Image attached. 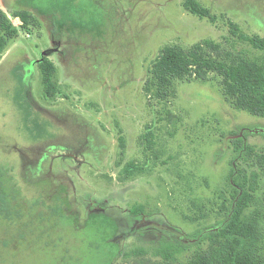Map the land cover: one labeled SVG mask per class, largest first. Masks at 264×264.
I'll return each instance as SVG.
<instances>
[{"label":"rangeland","instance_id":"374dc122","mask_svg":"<svg viewBox=\"0 0 264 264\" xmlns=\"http://www.w3.org/2000/svg\"><path fill=\"white\" fill-rule=\"evenodd\" d=\"M183 1L0 0L17 27L0 53V186L16 212L0 218V264L153 263L158 232L194 243L174 260L185 264L216 240L188 235L228 220L233 167L264 256V133L249 131L264 117L236 108L214 72L173 78L164 99L148 84L166 46L263 62L227 22L264 36V0H197L214 22ZM242 132L258 155L235 164Z\"/></svg>","mask_w":264,"mask_h":264},{"label":"trees","instance_id":"16d2710c","mask_svg":"<svg viewBox=\"0 0 264 264\" xmlns=\"http://www.w3.org/2000/svg\"><path fill=\"white\" fill-rule=\"evenodd\" d=\"M184 9L198 18H207L215 21L208 8L197 0H184ZM16 17L21 21L19 28L29 33L30 14L27 10L16 12ZM228 30L236 39L248 43L253 49L264 52V36L257 34L248 35L241 31L237 23L228 20ZM17 33V27L13 25L7 15L0 9V53L3 52L7 41ZM215 49L218 47L213 46ZM214 72L222 78L223 91L233 105L239 109H245L253 115L264 117V61L248 57H237L230 61L218 59L207 55L200 44L194 45L187 51L175 46L164 47L154 60L150 69L149 89L156 93L159 98H166L173 78H184L188 75L204 78L207 73ZM43 91L46 98H52V82L47 77L43 79ZM27 100V97L25 96ZM149 133L147 132L148 136ZM147 136V137H148ZM149 144V139H147ZM234 155L232 163L249 156H257L253 146L248 144L246 134L242 132L231 140ZM137 169V166L129 165L125 170ZM237 170L231 168L229 179L237 187L234 189L231 213L228 220H223L222 225L215 233H203L198 229L188 235L191 239L202 241L206 237L216 236L215 243L207 252H196L185 264H264V256L254 249V226L253 220L244 219V210L249 200V194L244 189L243 182L237 181ZM137 212V209H133ZM16 213L10 209L7 194L0 186V218L10 219ZM157 244L152 253L161 260L153 263L145 258L137 264H176L174 260L194 243L184 239L158 232ZM134 253V252H133ZM140 249L137 254H143Z\"/></svg>","mask_w":264,"mask_h":264},{"label":"water","instance_id":"95a60500","mask_svg":"<svg viewBox=\"0 0 264 264\" xmlns=\"http://www.w3.org/2000/svg\"><path fill=\"white\" fill-rule=\"evenodd\" d=\"M51 52V50H45L44 52H42L41 56L44 57L45 55L49 54ZM250 132H261L264 133V129L262 128H255L254 130H249Z\"/></svg>","mask_w":264,"mask_h":264}]
</instances>
